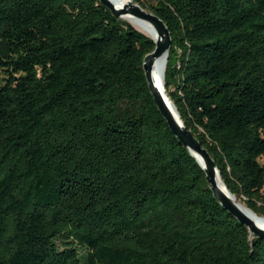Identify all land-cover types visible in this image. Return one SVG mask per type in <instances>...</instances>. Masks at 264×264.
Segmentation results:
<instances>
[{
	"label": "trees",
	"instance_id": "trees-1",
	"mask_svg": "<svg viewBox=\"0 0 264 264\" xmlns=\"http://www.w3.org/2000/svg\"><path fill=\"white\" fill-rule=\"evenodd\" d=\"M171 38L164 87L227 190L264 216V0H132ZM98 0H0V264H264Z\"/></svg>",
	"mask_w": 264,
	"mask_h": 264
},
{
	"label": "water",
	"instance_id": "water-1",
	"mask_svg": "<svg viewBox=\"0 0 264 264\" xmlns=\"http://www.w3.org/2000/svg\"><path fill=\"white\" fill-rule=\"evenodd\" d=\"M98 1L107 10H109L116 19L123 20V17L130 16L147 21L154 28L157 34V40L154 41L148 37L153 42L154 49L143 58L142 70L149 94L158 112L166 122L171 134L184 148L188 150L189 154L196 159V162L201 167L205 175V181L209 186L212 196L217 201L221 209L233 217L240 225L247 228L250 236L259 239L264 238V227L260 226L257 221L250 219L246 214H244L237 203L238 200L236 197L227 190L226 186L222 182L213 159L208 154L206 149H204L198 140L192 135L190 130L183 125L175 106L166 93L164 87V71L166 69L168 51L171 46V38L169 30L164 22L157 15L147 11L132 0H128L126 5H120L118 3L111 2L110 0ZM162 57L164 58L161 65L163 90H160L154 82L152 67L156 61ZM164 95L169 100V103L166 101ZM216 178L220 180L221 186L216 182ZM247 210H249L254 216L256 215L250 209L247 208ZM259 218L264 221V217Z\"/></svg>",
	"mask_w": 264,
	"mask_h": 264
},
{
	"label": "bare ground",
	"instance_id": "bare-ground-1",
	"mask_svg": "<svg viewBox=\"0 0 264 264\" xmlns=\"http://www.w3.org/2000/svg\"><path fill=\"white\" fill-rule=\"evenodd\" d=\"M111 2L114 3H118L120 5H126L128 0H110ZM123 19L125 21H127L128 23H130V25H132L133 27H135L138 31H140L141 33H143L144 35H146L147 37L151 38L152 40H157V34L154 30V28L147 22L141 19H137V18H133L130 16H125L123 17ZM164 58H160L156 61V63L154 64V66L152 67V75H153V79L155 84L158 86V88L160 90H163V79L161 76V65L163 63ZM164 97L166 98V101L169 103V100L167 99V97L164 95ZM171 107V106H170ZM216 182L221 186V182L218 178H216ZM237 203L239 204L240 208L242 209V211L244 212V214H246L250 219L257 221V223L264 227V221H262L258 216V215H253L249 210H247V208L245 207V205L239 201H237Z\"/></svg>",
	"mask_w": 264,
	"mask_h": 264
},
{
	"label": "rangeland",
	"instance_id": "rangeland-1",
	"mask_svg": "<svg viewBox=\"0 0 264 264\" xmlns=\"http://www.w3.org/2000/svg\"><path fill=\"white\" fill-rule=\"evenodd\" d=\"M124 20V19H123ZM133 27V26H132ZM135 28V27H134ZM136 29V28H135ZM259 162L261 165H264V155L260 157ZM260 217H264V216H260Z\"/></svg>",
	"mask_w": 264,
	"mask_h": 264
}]
</instances>
